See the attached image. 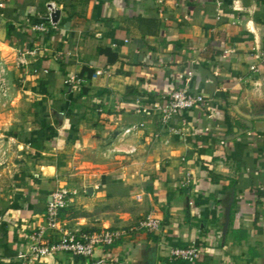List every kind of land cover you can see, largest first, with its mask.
Listing matches in <instances>:
<instances>
[{"label":"crops","instance_id":"0c3cea01","mask_svg":"<svg viewBox=\"0 0 264 264\" xmlns=\"http://www.w3.org/2000/svg\"><path fill=\"white\" fill-rule=\"evenodd\" d=\"M0 22L5 45L38 48L22 69L31 112L5 134L0 264H187L166 255L191 246L198 264H264V0H0ZM183 85L206 105L163 125L156 106ZM58 189L65 228L121 238L30 261ZM149 214L158 232L139 228Z\"/></svg>","mask_w":264,"mask_h":264},{"label":"built area","instance_id":"2783aa9c","mask_svg":"<svg viewBox=\"0 0 264 264\" xmlns=\"http://www.w3.org/2000/svg\"><path fill=\"white\" fill-rule=\"evenodd\" d=\"M48 25L55 28V15L58 8L55 3L48 5ZM220 17L218 16V19ZM34 30L40 33H47L48 29L44 23L34 26ZM38 48L33 50H23L19 52V62L23 69L27 67L30 56L36 55ZM260 61L264 62V54L260 56ZM252 71H258V67L253 65ZM25 74H28L25 70ZM102 74L97 71L94 75ZM71 83L80 84L83 79L72 78ZM206 105V98L202 94H194L188 85H183L180 89H175L168 92L163 97L161 106H156L160 113V121L163 125H168L173 117H176L181 112L193 110ZM136 127H131L125 131V134H130ZM136 149L132 148L130 153H134ZM7 155V152L4 153ZM5 162L0 161V166ZM72 193L66 189H58L51 193L48 197L46 207L45 225L36 229L29 237L30 251L29 260L37 261L49 256H55L62 253L89 259L93 257L96 248L109 247L114 245L120 238L122 233L115 230H103L99 232H84L81 230H71L65 228L60 220V213L69 206ZM137 201L141 200V196L135 197ZM162 223L154 214H149L140 224V229L149 233L158 232L161 229ZM204 250L197 246L191 247H173L167 251L166 258L170 263H187L198 264L204 261Z\"/></svg>","mask_w":264,"mask_h":264},{"label":"rangeland","instance_id":"374dc122","mask_svg":"<svg viewBox=\"0 0 264 264\" xmlns=\"http://www.w3.org/2000/svg\"><path fill=\"white\" fill-rule=\"evenodd\" d=\"M5 34V27L0 22V161L3 162L8 155H4L8 149L5 134L13 133L31 112L27 95L23 91L27 74L19 62V52L23 50L12 48L10 44L5 45L2 39Z\"/></svg>","mask_w":264,"mask_h":264},{"label":"trees","instance_id":"16d2710c","mask_svg":"<svg viewBox=\"0 0 264 264\" xmlns=\"http://www.w3.org/2000/svg\"><path fill=\"white\" fill-rule=\"evenodd\" d=\"M102 53L109 57L111 63H114L118 58V56L115 53H113L110 49H103ZM93 74L94 72L90 70L89 76H92Z\"/></svg>","mask_w":264,"mask_h":264},{"label":"water","instance_id":"95a60500","mask_svg":"<svg viewBox=\"0 0 264 264\" xmlns=\"http://www.w3.org/2000/svg\"><path fill=\"white\" fill-rule=\"evenodd\" d=\"M57 14V13H56ZM56 16V15H55ZM5 37H6V35H4L3 37H2V39H5Z\"/></svg>","mask_w":264,"mask_h":264}]
</instances>
